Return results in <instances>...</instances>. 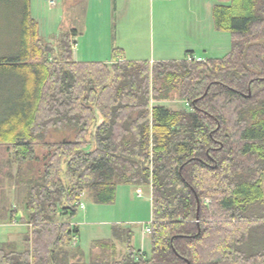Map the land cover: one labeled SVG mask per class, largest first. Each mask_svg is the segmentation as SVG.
<instances>
[{"label":"trees","instance_id":"1","mask_svg":"<svg viewBox=\"0 0 264 264\" xmlns=\"http://www.w3.org/2000/svg\"><path fill=\"white\" fill-rule=\"evenodd\" d=\"M10 1L19 43L15 54L0 53L9 98L0 144L20 165L38 159L37 146L47 152L39 179L22 180L31 224L24 250L2 244L0 264H264V0L214 7L216 28L231 34L226 55L153 64L119 60L120 48L112 62L77 61L76 29L50 42L31 0ZM175 93L188 107L160 103ZM121 184L152 186L150 252L114 225L126 256L81 262L84 251L71 247L81 198L89 191L113 203Z\"/></svg>","mask_w":264,"mask_h":264},{"label":"rangeland","instance_id":"2","mask_svg":"<svg viewBox=\"0 0 264 264\" xmlns=\"http://www.w3.org/2000/svg\"><path fill=\"white\" fill-rule=\"evenodd\" d=\"M55 1V4H51L49 0L30 1L31 15L38 23L39 35L54 43V37L59 35L60 32L67 31L72 27L83 28V18L81 16L83 15V10L79 6L73 9V0ZM88 1H92L93 4V11L89 13L90 21L98 19L97 12L100 13L99 19H102V15L103 17L107 16L103 12L105 6H102V3H97L98 0ZM118 1V16L122 17L125 14L123 21L119 20V38L123 39L124 36H128V40L135 38L142 45L141 53L130 54V56H127L128 59L138 57L148 60H181L185 58L188 49L193 48L196 52H200V49L197 47L199 42L201 40H208L206 38L200 39L196 31L195 35L191 33L188 36H185L184 32L180 33L178 29L179 27L182 28L184 23L159 19L157 8L152 7L151 0H139L136 3L134 7V12L138 13L136 16V27L133 24L132 27H129V23L128 30L125 31L124 23L130 21L132 13L130 8V12H127V10L123 12V0ZM76 11H78L77 14L75 13ZM19 18L17 3L15 6L10 0H0L1 54L12 55L17 52ZM122 31H125L124 33L126 34ZM76 40L79 42V36L76 37ZM130 51L132 52L133 50L131 49ZM228 51L230 50L228 49L221 54H217V56H223ZM133 52L136 53L135 50ZM75 57L77 61L90 62L92 60L104 59L105 54L94 55L85 53L84 55H80L77 52ZM6 100H9V98L5 93L0 92V111L7 108L6 105H3V101ZM160 103L170 106L175 110L188 107V103L180 99L176 93L169 101H162ZM58 137L59 134L53 138L56 139ZM36 152L38 159L20 165L19 162L14 160L12 149L7 144H0V246L5 243H14L17 250H24L25 237L30 232L31 224L27 223L29 219L28 187L22 180L39 179L46 163L44 161L46 149L42 146H37ZM119 187L128 194L126 198L120 199L121 201L107 204L96 203L92 200L89 191L81 198L80 202L84 204L85 209L80 206L76 216L71 219L72 224L75 223V225L79 226V236L73 241L71 247H80L84 251V256L79 258L81 262H93L97 258L101 261L104 258L121 259L126 256L128 252L126 244L118 242L113 236L112 227L116 225L115 220L117 219L129 220L126 225L133 231L132 244L135 250L138 251L140 248L145 247L150 252L151 236L145 229L152 222V186H142L138 189L134 185L121 184ZM206 202L210 203V199H206ZM86 210L88 214L85 217ZM12 214L14 215L13 219L11 218ZM65 219H67V216L64 215L58 218L59 221ZM101 240L115 241V248L110 246L107 249H103L97 244ZM117 243H119V246H117Z\"/></svg>","mask_w":264,"mask_h":264},{"label":"crops","instance_id":"3","mask_svg":"<svg viewBox=\"0 0 264 264\" xmlns=\"http://www.w3.org/2000/svg\"><path fill=\"white\" fill-rule=\"evenodd\" d=\"M73 1H74V5H72L73 9H76V7L79 6L83 10V15H81L83 18V28L82 29L80 28L78 29L75 27L71 28V29H76L77 36H79V42L76 40L77 37L76 36L75 44L73 46L75 59H76L75 55L77 52H79L80 55H84L85 53L94 54V55L102 53L105 54L104 59L92 60L90 62L93 61L112 62L113 61L112 57L111 59H109V57L112 56L115 48H120L122 49V53L118 57L119 60L125 59L131 61H139V62L149 61L151 63L156 61H169L166 59L148 60V59H141L138 57L134 59L127 58V56H130V54H137L139 52L141 53L142 45L141 42L140 41L138 42V40H136L135 38H131V40H128V36H124L123 39L119 38L118 35L119 20L123 21L125 14L122 15V17L118 16V12H119L118 0H100V1L98 0L97 3L100 4L102 3V6H105L103 12H105L107 16L103 17L102 15V19H99L100 13L97 12L98 19H92L91 21L89 19V13L90 11H93L92 1L90 2L88 0H73ZM231 1L232 0H151V4L152 7L157 8L159 19H162L164 21L168 19V20H172L173 22L184 23V26L182 28L179 27L178 29L180 33L184 32L185 36H188L191 33L195 35L194 33L196 31L200 39L201 38L208 39L204 41L201 40L199 42V45L197 47L200 49V52L199 51L196 52L193 48L188 49L186 51V56H185L186 58L188 54H192V55L200 56L206 60L208 58L222 57V56H217V54H221L222 52L228 49L230 50L231 48L232 39L230 32L217 29L215 26V21L213 16V10L216 5H230ZM138 2L139 0H123L122 11L125 12L127 10V12L128 11L130 12L131 9V13H132V17L130 18V21L124 23L125 31L128 30L129 23H130L129 27H132V24L134 25V27H136V16L138 13L134 12L135 10L134 7ZM75 13L77 14L78 11H76ZM195 24L197 25L196 27ZM211 39H213V41H211ZM131 49L133 51L135 50L136 53H134L133 51L132 53L130 51ZM127 195L128 194L124 190L122 191L121 188L118 186L115 201H119L120 199L126 198ZM83 209H85V207ZM87 214L88 212L86 210L85 217ZM128 221L129 220L124 221L121 219H117L115 220V224L129 228V226L126 225ZM73 224L75 225V223ZM113 243L115 244L116 242L113 241ZM118 244L119 243H117V246H119ZM138 251L148 252L145 247L140 248Z\"/></svg>","mask_w":264,"mask_h":264},{"label":"built area","instance_id":"4","mask_svg":"<svg viewBox=\"0 0 264 264\" xmlns=\"http://www.w3.org/2000/svg\"><path fill=\"white\" fill-rule=\"evenodd\" d=\"M49 2L51 3V4H55V0H49ZM186 59L188 60V61H204L205 59H203L202 57H200V56H196V55H192V54H188L187 55V57H186ZM79 205L82 207V208H84L85 206H84V204L82 203V202H79ZM146 231L148 232V233H150L151 232V226H148L147 228H146Z\"/></svg>","mask_w":264,"mask_h":264}]
</instances>
